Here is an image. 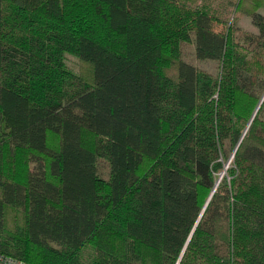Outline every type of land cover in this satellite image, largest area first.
Wrapping results in <instances>:
<instances>
[{"label":"trees","instance_id":"trees-1","mask_svg":"<svg viewBox=\"0 0 264 264\" xmlns=\"http://www.w3.org/2000/svg\"><path fill=\"white\" fill-rule=\"evenodd\" d=\"M261 1L241 42L179 0H0V261L264 264Z\"/></svg>","mask_w":264,"mask_h":264},{"label":"rangeland","instance_id":"rangeland-1","mask_svg":"<svg viewBox=\"0 0 264 264\" xmlns=\"http://www.w3.org/2000/svg\"><path fill=\"white\" fill-rule=\"evenodd\" d=\"M182 3H189L191 5L197 6H206L211 13L215 16L220 17L221 20L226 22V26L229 27L231 25L234 28V35L236 38H241V42L246 35L257 34L258 30L252 24L251 17H249L248 13L244 10L248 9L251 2L254 0H244V9L236 12V4L238 0H179ZM258 1V0H257ZM259 7L257 8V13L264 16V0L259 2ZM220 29V28H217ZM238 40V39H237ZM180 56L181 60L192 64L198 70L210 73L212 75H217L219 72V64L216 61L210 60H199L195 55V41L194 37H192L190 43H182L180 46ZM261 62L264 64V50L260 54ZM65 64L70 72H74L77 75H80L84 81H90V67L81 63L76 57L71 54L65 55ZM263 80V78H260ZM262 82H260L259 86H253L251 90L255 95L261 96L264 95V90L260 87ZM261 100V99H260ZM259 104V102H258ZM258 104L254 108L252 115L248 121L250 124V120L252 116H254L255 111L257 110ZM264 118V114H263ZM248 127V124L247 126ZM232 160V154L229 156L227 163L225 164L224 170L221 172V176L225 173L229 162ZM99 172L100 176L103 179H107V164L105 161H99ZM22 223V216L20 213L15 212L14 210L6 211V228L8 230H13L14 227L20 226Z\"/></svg>","mask_w":264,"mask_h":264},{"label":"water","instance_id":"water-1","mask_svg":"<svg viewBox=\"0 0 264 264\" xmlns=\"http://www.w3.org/2000/svg\"><path fill=\"white\" fill-rule=\"evenodd\" d=\"M264 100V95H263V97H262V99H261V101L259 102V104H258V107H257V110H258V108H259V106H260V104L262 103V101ZM256 110V111H257ZM256 111H255V113H256ZM255 115V114H254ZM249 126V125H248ZM248 128V127H247ZM244 135V134H243ZM239 145V144H238ZM238 145L236 146V148H235V150H234V153H235V151L237 150V147H238ZM233 156V155H232ZM215 189V188H214ZM214 189H213V191H214Z\"/></svg>","mask_w":264,"mask_h":264},{"label":"crops","instance_id":"crops-1","mask_svg":"<svg viewBox=\"0 0 264 264\" xmlns=\"http://www.w3.org/2000/svg\"><path fill=\"white\" fill-rule=\"evenodd\" d=\"M0 264H10V263L0 261Z\"/></svg>","mask_w":264,"mask_h":264},{"label":"built area","instance_id":"built-area-1","mask_svg":"<svg viewBox=\"0 0 264 264\" xmlns=\"http://www.w3.org/2000/svg\"><path fill=\"white\" fill-rule=\"evenodd\" d=\"M18 264H20V263H18Z\"/></svg>","mask_w":264,"mask_h":264}]
</instances>
